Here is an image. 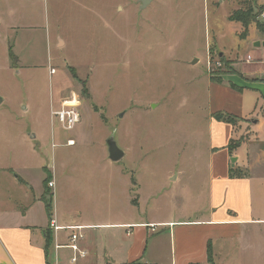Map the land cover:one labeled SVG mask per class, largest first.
I'll list each match as a JSON object with an SVG mask.
<instances>
[{
  "label": "rangeland",
  "instance_id": "rangeland-1",
  "mask_svg": "<svg viewBox=\"0 0 264 264\" xmlns=\"http://www.w3.org/2000/svg\"><path fill=\"white\" fill-rule=\"evenodd\" d=\"M258 4L0 0V201L11 206L10 165L37 192L51 174L62 211L115 222L139 197L146 222L202 216L210 202L209 80L244 77L243 61L218 51L234 50L237 33L251 50L264 42ZM239 9H252V20L231 22ZM73 94L81 121L68 132L50 110ZM111 136L125 152L119 162L108 155Z\"/></svg>",
  "mask_w": 264,
  "mask_h": 264
},
{
  "label": "crops",
  "instance_id": "crops-1",
  "mask_svg": "<svg viewBox=\"0 0 264 264\" xmlns=\"http://www.w3.org/2000/svg\"><path fill=\"white\" fill-rule=\"evenodd\" d=\"M235 35L234 50L224 48L218 56L228 61L239 57L244 77L229 74L223 83L208 84L209 208L195 219L146 222L141 200L131 198L130 216L113 222L78 209L60 210L52 190L58 225L86 227L81 247L88 255L78 264H264V42H255L251 50L247 40ZM225 112L239 119L236 127L214 118ZM8 173L11 206L0 201V264H72L70 249L47 246L52 219L45 180L37 192L19 168L8 165ZM68 236L62 231L61 243Z\"/></svg>",
  "mask_w": 264,
  "mask_h": 264
},
{
  "label": "built area",
  "instance_id": "built-area-1",
  "mask_svg": "<svg viewBox=\"0 0 264 264\" xmlns=\"http://www.w3.org/2000/svg\"><path fill=\"white\" fill-rule=\"evenodd\" d=\"M264 18V10L261 12ZM221 67V64H218ZM80 98L76 94L69 95L68 98L61 100L58 109L51 108V119L53 123H56L58 127H61L64 131H73L81 121ZM68 145L75 146L76 141L73 139L67 140ZM49 186L54 188V182H50ZM51 232H53V246L56 250L68 248L72 251L70 262L72 264H78L82 259H85L88 252L81 247V242L85 239L84 226H59L55 217L50 222ZM62 231L69 232L67 243L63 244L60 241V233Z\"/></svg>",
  "mask_w": 264,
  "mask_h": 264
},
{
  "label": "trees",
  "instance_id": "trees-1",
  "mask_svg": "<svg viewBox=\"0 0 264 264\" xmlns=\"http://www.w3.org/2000/svg\"><path fill=\"white\" fill-rule=\"evenodd\" d=\"M258 3L260 0H257ZM259 5V4H258ZM253 9V8H252ZM252 9H249L248 11H244L243 9H239L236 12L233 13L232 17H230V21L231 22H241V23H246L249 20H252L253 18V14L255 13ZM264 10V6H260L258 7V13L256 14V17H259L261 12ZM256 21V20H255ZM258 21V20H257ZM214 118L218 121V122H226L229 123L231 125H233L234 127H236L239 124V119L236 118L235 116L229 114V113H215L214 114ZM52 175L49 174L48 177L45 180V187L46 189V202H47V208H48V216L52 219L53 218V202H52V193L50 192V189L52 190V188L49 186V183L52 182ZM48 237H47V241L48 244L47 246L50 247L53 243V233L48 230Z\"/></svg>",
  "mask_w": 264,
  "mask_h": 264
},
{
  "label": "water",
  "instance_id": "water-1",
  "mask_svg": "<svg viewBox=\"0 0 264 264\" xmlns=\"http://www.w3.org/2000/svg\"><path fill=\"white\" fill-rule=\"evenodd\" d=\"M151 1L153 0H140L142 9H145ZM219 57H222V54L219 53ZM196 61L197 60H195L194 62ZM108 155L113 162H119L125 156V152L121 148H119L114 136H111L108 139ZM234 161L235 160H232V163H234Z\"/></svg>",
  "mask_w": 264,
  "mask_h": 264
}]
</instances>
